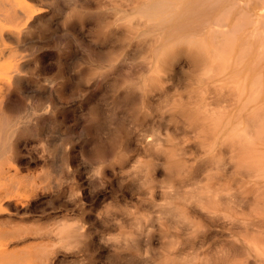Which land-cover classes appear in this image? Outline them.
Wrapping results in <instances>:
<instances>
[{"label":"rangeland","instance_id":"obj_1","mask_svg":"<svg viewBox=\"0 0 264 264\" xmlns=\"http://www.w3.org/2000/svg\"><path fill=\"white\" fill-rule=\"evenodd\" d=\"M26 1L42 10L30 23L27 35L18 42L11 43L13 48L27 57L28 70L23 92L14 93L5 105L9 104L15 115L21 117L27 115L30 119L25 124L27 128L25 125L19 128L17 132L19 135L14 141L13 164L17 171L14 191L18 196L3 201L5 210L0 213L1 231L10 232L20 228L49 232L50 234H46L41 242L50 247L54 245L50 248L53 264H149L151 260L153 264H165L159 259L163 255L185 263L195 255L202 260L214 258L228 251L233 235L228 226H216L204 218L200 219L198 215V223L204 225L203 230L200 234L188 237L164 228L166 225L161 232L157 222L160 204L167 205L170 202L167 200L169 194H174L179 188L181 192H190L192 191L190 189L199 185L231 190L237 188L238 180H242L241 176L218 172L215 168L211 169L212 174L203 172L200 168L209 156L202 152L198 139L184 133L182 125L179 124L180 120L170 116L173 110L164 107L159 112L155 108L164 98L165 93L172 95L166 94L167 97L183 98L180 99L181 101H185V98L187 100L192 91L194 94L190 96L191 99L194 95L197 97L194 91L197 84H190L189 78L188 83L184 75V71L186 75L193 74L195 65L186 59L187 56L178 57L179 62L175 60L174 69L162 75L161 85L149 92L150 108L145 107V114L135 113L133 108L130 109L123 104L122 83L135 79L142 80L150 76L147 68L150 64L148 53L154 45L161 46L166 43L170 35H178L181 30L172 32V29L182 24L183 20L177 18L175 23L166 24L160 40L158 39L156 43L152 34L150 36H153V39L151 37L149 39L148 35V38L132 35L135 32L131 33L124 24L113 21L112 15H115L113 12L111 15L103 14L105 6L114 9L118 5H124L121 8L130 11L132 6H136L142 0H134L131 7L128 4H120V0H115L117 2L114 4H111L112 0L95 2L92 0L93 3L89 0L82 10L79 9L80 0ZM191 1L193 0H185L183 3L188 5L187 3ZM195 6L193 1L185 10L187 8L188 11L193 10ZM143 26L145 27L141 25L139 30L137 28L134 30H146L147 27L143 28ZM139 45L140 49H138ZM143 55L147 56V59ZM142 58L149 62H143ZM192 65L194 69H191ZM102 74L106 75L104 79L107 78L106 81L101 79ZM47 80H52V86H48ZM120 80L123 82L119 83ZM116 85H119L118 88ZM208 94H213L211 98L215 97V100H212ZM212 94L208 90L204 98L213 106L218 100L214 93ZM225 98L227 96H224ZM3 101H6V97ZM51 101L55 103L52 111L54 114L46 111ZM221 101L219 99V102ZM110 114L116 118H112ZM134 128L138 131L142 130L144 134L148 133L146 138H149L150 142L157 138L163 140L178 154L179 157L177 155L174 157L175 162L180 166L187 163L185 169L173 166L170 177L172 190L165 187L169 175L160 166L156 170L152 190L137 182L142 179V175L132 176L141 162L157 160L158 155L161 157L159 153L155 154L157 151L153 154L144 150L140 152L137 149L130 139ZM150 129L154 130V133ZM114 131L119 133L115 134ZM99 143L101 147L105 145L106 154L102 152ZM115 144L117 148H114ZM98 151L101 154H98ZM100 158H105L104 162ZM97 168L100 169L99 177ZM50 181L55 182L52 184L54 187L47 186ZM192 183L194 187L191 188ZM137 218H141L142 224L145 223L144 225L154 235L153 247L148 251L145 247L142 248L139 259L132 258L134 252L128 249L116 252L112 248L115 242L109 241L121 234L137 235V227L133 225H136ZM60 222L64 226H72L71 229H82L80 231L88 235L89 247L87 246L83 251L74 246L66 248L57 242L51 231L56 229ZM170 240H178L176 250H168ZM10 247L16 249V246ZM22 249L20 247L13 251L18 252Z\"/></svg>","mask_w":264,"mask_h":264},{"label":"bare ground","instance_id":"obj_2","mask_svg":"<svg viewBox=\"0 0 264 264\" xmlns=\"http://www.w3.org/2000/svg\"><path fill=\"white\" fill-rule=\"evenodd\" d=\"M133 1L120 0L119 2L120 4H128L131 7ZM184 1L142 0L136 6H132L130 11L121 8L124 5H118L114 9L105 6L103 11L105 15L106 13L111 15V12H113L115 14L112 15L114 16L113 21L124 24L130 29L129 32H135L132 35L134 34L137 37L142 35L146 38L149 37V39H153L154 36V42L156 43L158 39L160 40L166 24L175 23L177 18L183 20L182 24L174 29L171 28L172 32L181 30L178 35H170L166 43L161 44V46L154 45L148 53V57L146 56L151 64V66L150 64L147 65L149 77L124 82L120 80L119 83L123 82V104L130 109L133 108L132 110L135 113L145 114V107L149 106L148 94L151 89L161 85L162 75L167 72L170 73L169 71L173 68L175 60L178 61V57L187 56L186 59L195 65V69L192 65L193 74L186 75V71H184V75L185 78L191 79L190 84H197L196 90H194L197 97H194V95V98L191 99L192 91L188 95L190 99L188 97L187 100L185 98V101H181L183 98H180V100L179 98L167 97L170 94L164 92L167 96L164 95V98L159 101L158 106L155 105V108L158 111H162L164 107L173 110L174 112L172 111L173 113L170 116L180 120L179 124L182 125L184 133L198 139L202 152L209 156L200 168L203 172L212 174L211 169L215 168L218 172L231 173L242 178V180L237 181V188H232L235 192L232 189H214L199 184L195 188L192 180L193 186L191 188L194 187V189L189 187L192 191L181 192L179 188L174 191V194H169L167 200L170 202L167 205L162 206L160 204L161 207L158 208L160 210L157 222L161 232L166 225L164 228H169L180 236L189 237L200 234L204 225L201 226L198 223V215H200V219L204 218L216 226H228L233 233L228 251L214 258L202 260L195 255L185 263L165 255L160 256L159 259H162L165 264L167 262L170 264H264V0H193L196 6L190 11L187 9L193 1L187 3L188 5H185ZM88 2L89 0H80L79 9L82 10ZM115 2L117 1L112 0L111 4ZM186 6L188 8L185 10ZM41 10L42 8L28 3L26 0H0V213L5 210L4 200L18 196L14 191L17 174L13 164L14 141L16 136L19 135L17 134L19 128L30 119L27 115L26 117L15 115L13 110L9 108V104L5 105V102H9L14 93L23 92L24 79L28 70L27 57L16 48H13L11 43L18 42L27 35L30 23ZM118 13L122 14L119 15ZM141 25H145L143 28L147 27V29L134 30ZM150 34L153 36H150ZM138 49H140V45ZM149 61L147 60L146 63ZM129 63L131 62L129 61ZM131 66L130 68L133 69L134 66ZM101 76V79L104 80L106 75L102 74ZM189 79L187 80L188 83ZM47 82L48 86H52V80H47ZM118 86L116 85L117 88ZM208 90L210 94L214 93L218 100L214 102L216 104L213 106L209 100L207 101L204 98ZM208 95L207 98L213 96V94ZM224 96H227V98L224 99ZM4 97H6V101H3ZM219 99L224 101H221V103ZM54 106L55 103L51 101L47 105L46 111L52 112ZM147 108H150V106ZM128 110L127 112H129ZM27 112L26 114H28ZM112 116V118L115 117ZM108 117L110 118V116ZM166 119L168 120V118ZM154 130L151 131L154 133ZM141 131L134 128L130 135V139L135 143L137 149L148 153L153 152V154L157 151L155 154L159 153L161 157L158 155L157 160L154 159V161L147 163L141 162L132 176L142 175V179L137 182L152 190L154 188V176L158 166H160L169 175L168 183L166 186L163 185L169 188L168 190H172L170 177L173 166L185 169L187 163L180 166L178 162H175L174 157V155L179 157L178 154L174 150L172 151L163 140L160 141L161 139L157 138L155 141L152 139L153 142H150L151 140L146 138L148 133L144 134ZM114 133L118 134L119 132L114 131ZM186 137L184 138L186 139ZM104 147L102 146L101 150L106 154L104 152L106 148L104 149ZM101 150L99 148V151ZM98 154H101V152ZM99 168H97V171H100ZM97 176L99 177V175ZM53 183L55 182L50 181L47 186L49 188L54 187ZM135 221L136 225L132 224L137 227V235L121 234L109 241L115 242L112 248L116 252L128 249L134 252L132 258L139 259L142 248L145 247L148 251L153 247L154 235L144 225L145 223L142 224L141 218H137ZM68 226L61 223L51 233L62 246L66 248L74 246L84 251L89 244L88 235L83 231L81 232L82 229L79 227V229H71L72 226ZM48 233L38 229L22 230L15 228L10 232H3L0 229V264H53V255L50 253V248L54 245L50 247L41 242ZM177 245L178 240H170L167 248L168 250H176ZM10 246H16L17 250L20 247L23 249L14 252L13 249H16ZM131 259L129 260L132 262ZM152 261H149V264H153Z\"/></svg>","mask_w":264,"mask_h":264},{"label":"clouds","instance_id":"obj_3","mask_svg":"<svg viewBox=\"0 0 264 264\" xmlns=\"http://www.w3.org/2000/svg\"><path fill=\"white\" fill-rule=\"evenodd\" d=\"M97 175H99V171H97Z\"/></svg>","mask_w":264,"mask_h":264}]
</instances>
